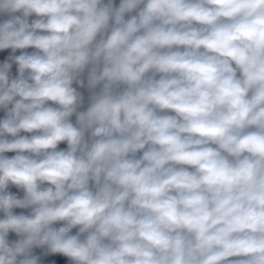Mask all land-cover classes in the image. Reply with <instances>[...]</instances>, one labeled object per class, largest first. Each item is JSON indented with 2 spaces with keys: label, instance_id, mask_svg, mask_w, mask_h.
<instances>
[{
  "label": "clouds",
  "instance_id": "1",
  "mask_svg": "<svg viewBox=\"0 0 264 264\" xmlns=\"http://www.w3.org/2000/svg\"><path fill=\"white\" fill-rule=\"evenodd\" d=\"M0 14V264H264V0Z\"/></svg>",
  "mask_w": 264,
  "mask_h": 264
}]
</instances>
